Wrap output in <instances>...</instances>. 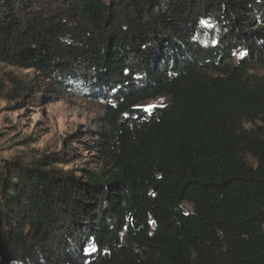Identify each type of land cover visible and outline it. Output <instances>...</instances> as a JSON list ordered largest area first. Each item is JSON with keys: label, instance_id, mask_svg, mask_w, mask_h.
<instances>
[{"label": "trees", "instance_id": "1", "mask_svg": "<svg viewBox=\"0 0 264 264\" xmlns=\"http://www.w3.org/2000/svg\"><path fill=\"white\" fill-rule=\"evenodd\" d=\"M0 64L19 109L104 106L88 144L0 154V264H264V0H0Z\"/></svg>", "mask_w": 264, "mask_h": 264}, {"label": "rangeland", "instance_id": "2", "mask_svg": "<svg viewBox=\"0 0 264 264\" xmlns=\"http://www.w3.org/2000/svg\"><path fill=\"white\" fill-rule=\"evenodd\" d=\"M238 53L233 57L237 63ZM250 73L264 75V70L252 67ZM0 71L23 77L28 72L0 64ZM11 89L6 85L5 91L0 94V154L4 158L27 156L39 158L43 155L55 154L64 150L69 137L81 133L82 142L90 143L85 137L86 131H102L104 117L103 104L79 99H64L48 103L37 109H19L15 102L8 99ZM165 99H156L140 104V108L150 110L160 106ZM78 157L68 159L62 167L64 170H73L80 174L81 169L98 170L100 154L89 150L86 146L74 143ZM190 210L189 206H185Z\"/></svg>", "mask_w": 264, "mask_h": 264}]
</instances>
